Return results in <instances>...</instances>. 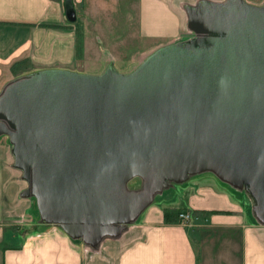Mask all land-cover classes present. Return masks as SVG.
<instances>
[{
  "label": "water",
  "instance_id": "95a60500",
  "mask_svg": "<svg viewBox=\"0 0 264 264\" xmlns=\"http://www.w3.org/2000/svg\"><path fill=\"white\" fill-rule=\"evenodd\" d=\"M62 7L73 21L72 0ZM185 12L191 35L127 72L42 67L3 83L0 134L41 221L95 245L164 187L209 171L264 223V4L197 0Z\"/></svg>",
  "mask_w": 264,
  "mask_h": 264
},
{
  "label": "crops",
  "instance_id": "0c3cea01",
  "mask_svg": "<svg viewBox=\"0 0 264 264\" xmlns=\"http://www.w3.org/2000/svg\"><path fill=\"white\" fill-rule=\"evenodd\" d=\"M80 1L84 0H72L74 9ZM137 1L138 33L156 38L154 48L191 35L185 7L197 0ZM74 36L62 0H0V88L17 75L12 61H61L30 70L58 66L82 71L66 64L75 61ZM100 61L95 73L109 60ZM25 187L21 171L13 165L10 143L0 134V264H264V223L248 210L242 189L209 171L164 187L135 220L95 245L57 227L27 233L24 217L32 201L24 194ZM164 207L206 212L188 227L163 221ZM212 209L216 211L208 212Z\"/></svg>",
  "mask_w": 264,
  "mask_h": 264
},
{
  "label": "rangeland",
  "instance_id": "374dc122",
  "mask_svg": "<svg viewBox=\"0 0 264 264\" xmlns=\"http://www.w3.org/2000/svg\"><path fill=\"white\" fill-rule=\"evenodd\" d=\"M248 2L264 4L259 3L258 0ZM137 6V0H84L76 2L75 19L71 21L75 35V61L66 62V64L75 66L82 72L95 73L94 71L102 63L100 60L106 59L118 71L132 69L154 49L152 45L157 41L156 38L146 37L138 33ZM188 33L191 34L189 31ZM186 34L177 38L183 39ZM41 47L44 48V45ZM59 62L61 61H20L13 74L19 75L29 72L31 68L43 63L54 64ZM139 182L140 178L134 176L127 185L137 187ZM242 191L245 193L243 189ZM156 197V195L153 196L152 200ZM31 201V210L26 215L27 217H24V227L27 233L59 228L54 224L41 221L32 196ZM247 204L248 210L252 213V202L249 196H247ZM186 226L191 227V225Z\"/></svg>",
  "mask_w": 264,
  "mask_h": 264
},
{
  "label": "trees",
  "instance_id": "16d2710c",
  "mask_svg": "<svg viewBox=\"0 0 264 264\" xmlns=\"http://www.w3.org/2000/svg\"><path fill=\"white\" fill-rule=\"evenodd\" d=\"M41 24H47V25H51V26H60L59 23H41ZM20 63V61H12L10 67L14 69L15 72V68L16 66ZM129 187H133V186H129ZM181 210H189L191 211L194 215L197 216V219L202 217V214L205 213V210H201V209H189L187 207H164L162 209V219L165 222H179V217H178V212ZM216 210L212 209V210H208V212H215Z\"/></svg>",
  "mask_w": 264,
  "mask_h": 264
},
{
  "label": "built area",
  "instance_id": "2783aa9c",
  "mask_svg": "<svg viewBox=\"0 0 264 264\" xmlns=\"http://www.w3.org/2000/svg\"><path fill=\"white\" fill-rule=\"evenodd\" d=\"M179 223L183 225H192L196 222L197 216L189 210H181L178 212Z\"/></svg>",
  "mask_w": 264,
  "mask_h": 264
}]
</instances>
